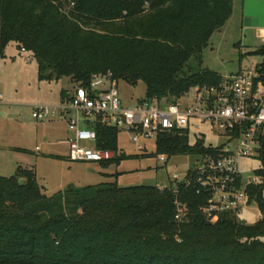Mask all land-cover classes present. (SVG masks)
Returning a JSON list of instances; mask_svg holds the SVG:
<instances>
[{"label":"trees","instance_id":"trees-1","mask_svg":"<svg viewBox=\"0 0 264 264\" xmlns=\"http://www.w3.org/2000/svg\"><path fill=\"white\" fill-rule=\"evenodd\" d=\"M232 6L233 0H0L1 52L13 43L30 53L39 82L69 79L79 87L107 73L114 82L139 80L145 92L138 102L164 106L219 83L218 73L202 67V52ZM253 54L261 57L256 73L264 84V45ZM67 95L59 93L62 101ZM89 126L96 149L114 154L100 166L126 159L115 128L100 119ZM190 137L159 133L155 156L210 152ZM261 165L255 173L264 177V148ZM263 188H248V204L260 217L247 225L230 212L207 218V196L193 187L179 185L174 193L112 182L47 197L34 171L18 167L0 177V264H264ZM176 201L185 206L180 221Z\"/></svg>","mask_w":264,"mask_h":264},{"label":"built area","instance_id":"built-area-1","mask_svg":"<svg viewBox=\"0 0 264 264\" xmlns=\"http://www.w3.org/2000/svg\"><path fill=\"white\" fill-rule=\"evenodd\" d=\"M256 31L264 44V29ZM20 51L25 53L24 49ZM29 60L27 58L26 62ZM257 78L256 71H239L221 76L217 85L192 89L193 97L185 104L182 98L164 106L146 101L128 106L120 99L110 73L93 75L87 85L73 90L68 101L55 106H32L31 117L38 122L54 117L66 122L69 134L65 140L66 158L73 163L100 165L114 158L112 152L95 147L96 134L89 126L95 119L124 132L139 150L143 148L142 139L156 140L159 133L172 130L188 131L204 142L205 136L210 135L217 140V144L208 145L210 152L192 156L196 161L182 176L172 174L168 184L157 188H171L176 193L179 185L193 187L195 194L207 196L203 209L207 218L224 212L234 213L239 218L242 209L249 205L248 188L264 185L262 175L254 172L244 184L240 173L241 161H262L264 84ZM202 127H206L207 132L202 133ZM164 158L159 156L160 160ZM175 206V220L180 221L185 206L177 201Z\"/></svg>","mask_w":264,"mask_h":264},{"label":"rangeland","instance_id":"rangeland-1","mask_svg":"<svg viewBox=\"0 0 264 264\" xmlns=\"http://www.w3.org/2000/svg\"><path fill=\"white\" fill-rule=\"evenodd\" d=\"M242 0H233L232 14L225 25L213 33L209 46L202 52V67L208 68L221 76L239 71H256L261 57L253 52L261 47L256 29L245 28L241 19ZM100 33L101 32H97ZM238 45V46H237ZM241 45V46H240ZM10 43L6 46L4 57L0 53V176L10 177L17 166L32 169L41 192L50 197L58 192L64 194L72 186L73 190L102 183L116 182L119 187L158 186L168 184L172 174L182 176L194 164L192 156H174L160 160L156 154V141L142 139L138 145L132 143L124 132H119L116 139L118 154L126 159L103 168L94 163H73L66 158L67 147L64 141L68 137L67 124L54 117L42 122L31 117L34 105L55 106L59 104V89L71 94L76 88L69 79L58 83L39 82L36 65L27 51ZM30 60L26 62V59ZM192 65L194 62L192 61ZM120 99L124 105L132 106L144 96L145 86L136 80L134 85L125 81H115ZM193 91L181 100L183 104L192 99ZM67 95L63 100L68 101ZM207 132L206 127L200 130ZM190 143L193 133H190ZM206 145H215L217 140L205 136ZM18 148L16 152L11 149ZM53 154L62 159L55 160L45 156ZM261 163L256 159L241 161L240 173L246 184L260 170ZM116 176H113L115 175ZM112 176V177H110ZM264 202V188L262 191ZM240 221L252 225L259 220L257 205L252 203L242 209ZM264 243V237L261 238Z\"/></svg>","mask_w":264,"mask_h":264},{"label":"water","instance_id":"water-1","mask_svg":"<svg viewBox=\"0 0 264 264\" xmlns=\"http://www.w3.org/2000/svg\"><path fill=\"white\" fill-rule=\"evenodd\" d=\"M243 19L242 23L245 28H261L264 29V0H244L243 1ZM25 182L19 180V184L23 185ZM70 186L68 191H72ZM244 224L245 222L242 221ZM206 224H211L207 222Z\"/></svg>","mask_w":264,"mask_h":264},{"label":"crops","instance_id":"crops-1","mask_svg":"<svg viewBox=\"0 0 264 264\" xmlns=\"http://www.w3.org/2000/svg\"><path fill=\"white\" fill-rule=\"evenodd\" d=\"M243 1L244 0H242V6H241V19H243V13H242V8H243ZM250 29H256V28H250ZM212 37V36H211ZM241 46V45H240ZM6 49V48H5ZM5 49H4V51H3V56L2 57H4V52H5ZM220 75V74H219ZM61 90H65V89H59V93H60V91ZM144 92H145V90H144ZM62 102V101H61ZM59 103H60V101H59ZM63 120V119H62ZM68 133V132H67ZM64 143H65V141H64ZM65 145H66V143H65ZM67 147V146H66ZM16 149H18V148H14V149H11V150H13V151H16ZM19 150H21V149H19ZM16 152H20V151H16ZM66 154H67V151H66ZM57 156V155H53V154H49V155H47V156ZM57 157H60V156H57ZM18 167H20V166H17L16 168H15V171H16V169L18 168ZM20 168H22V167H20ZM15 171H14V173H15ZM14 175V174H13ZM1 177V176H0Z\"/></svg>","mask_w":264,"mask_h":264}]
</instances>
